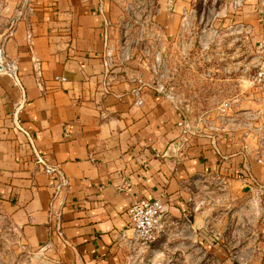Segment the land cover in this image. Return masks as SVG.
Wrapping results in <instances>:
<instances>
[{
	"label": "crops",
	"instance_id": "0c3cea01",
	"mask_svg": "<svg viewBox=\"0 0 264 264\" xmlns=\"http://www.w3.org/2000/svg\"><path fill=\"white\" fill-rule=\"evenodd\" d=\"M135 6L132 0H0V47L5 60H16L20 81L0 73V243L18 248L23 263L141 264L127 209L142 198L162 196L163 231L182 237L204 224L208 197L225 196L233 205L245 199L248 211L254 196L264 203V140L242 130L245 114L264 107L246 85L248 74L230 94L237 102L220 131L189 135L177 125L174 100L137 60L116 61L105 71L104 53L126 37L119 30ZM242 6L258 41L264 0ZM154 8L157 35L161 30L173 46L193 38L185 31L192 0H156ZM182 52L167 54L174 62L168 71L177 72L178 58L197 57L201 73H218L215 84L249 58L247 51L218 47ZM255 55L256 48L250 70ZM211 58L216 64L206 63ZM35 152L67 177L59 194ZM205 247L194 239L158 241L151 261L198 263L192 253Z\"/></svg>",
	"mask_w": 264,
	"mask_h": 264
},
{
	"label": "rangeland",
	"instance_id": "374dc122",
	"mask_svg": "<svg viewBox=\"0 0 264 264\" xmlns=\"http://www.w3.org/2000/svg\"><path fill=\"white\" fill-rule=\"evenodd\" d=\"M132 1H136L137 6L133 13L128 14V19L119 30L123 37H126L119 42L117 48L111 47L113 64L116 61L137 60L151 74L160 92L174 100L180 116L185 117L194 126H198L203 117L215 119L219 101L231 97V92L238 89L243 78L250 72L249 64L258 34L256 30L248 28V14L243 11V6L236 5L235 0H192L193 9L186 20L185 31L186 35L192 33L193 38L187 39V43H177L173 46V42L169 41L161 30L157 35L152 29L151 12L155 9L156 0ZM152 33L155 39L152 38ZM204 34H207L209 39L202 42L201 36ZM156 35L159 39H156ZM216 47L224 51H247L249 58L244 62L245 65H242L244 67L241 66L236 72L224 71L225 80L216 84L214 79L218 73H201L197 57L184 58L185 61L182 57L178 58L175 64L177 72L173 74L168 71V63L174 65L172 60L167 59V54L169 56L172 49L182 56L184 48L192 53L197 49L212 51ZM206 63L212 65L214 61L211 58ZM184 64L186 68L182 69ZM190 134L200 133L194 131ZM213 197H208L205 202V205L212 209L207 210L208 214L202 226L192 228V237L187 235V232L184 237L181 232L164 233L165 226H168L164 216L163 230L153 243L149 246L136 243L138 248L143 249L140 255L141 264H154L151 261V253L156 242L168 240L172 243L182 239L200 240L206 246L199 253H192L191 259L198 262L193 264H264V203L254 196V205L251 211H248L245 199L233 205L234 202L225 196ZM157 249L156 254L159 257L167 256L165 252ZM165 251L171 256H178V252L171 249ZM19 253L18 248H5L0 243V264H29L22 262ZM171 258L173 263L168 264H192L189 261H178L176 257Z\"/></svg>",
	"mask_w": 264,
	"mask_h": 264
},
{
	"label": "built area",
	"instance_id": "2783aa9c",
	"mask_svg": "<svg viewBox=\"0 0 264 264\" xmlns=\"http://www.w3.org/2000/svg\"><path fill=\"white\" fill-rule=\"evenodd\" d=\"M245 1L259 2L260 0H235L234 3L236 5H242ZM27 8L28 11L32 10L31 7ZM16 15H23L22 8L17 10ZM27 38H30L29 34ZM255 48V62L253 63V68L246 77V85L248 88H251L253 92L259 94L258 99L260 101H264V35L257 41ZM102 62L105 71L108 72L113 65V52L110 47L105 51ZM17 69L16 60H5L2 48L0 47V73H7L15 80L16 84L20 85ZM134 93L136 95L135 103L141 104L142 100L138 88L134 89ZM235 102H237L235 96L223 100L217 108L216 118L209 119L203 117L198 126H194L185 117L181 116L177 125L185 134H190L194 131L203 134L206 130L213 133L218 132L221 126L228 122L229 117L227 111ZM17 128L30 139V134L26 129L20 125H17ZM242 130L244 131V135L253 134L258 138L260 137L259 139L264 140V107L245 114L242 121ZM35 161L43 165L44 171L48 175L49 186L53 190V195L59 194L68 185V179L65 174L56 166L47 164L45 158L36 152ZM258 161H262L259 156ZM127 214L132 228V239L143 246H149L153 243L163 230L165 205L162 196L152 199L142 198L134 201L128 207ZM59 231V234H62V231Z\"/></svg>",
	"mask_w": 264,
	"mask_h": 264
}]
</instances>
